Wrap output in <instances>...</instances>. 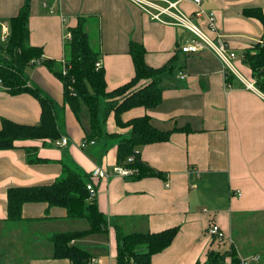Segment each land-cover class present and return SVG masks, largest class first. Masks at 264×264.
<instances>
[{"label": "crops", "instance_id": "crops-1", "mask_svg": "<svg viewBox=\"0 0 264 264\" xmlns=\"http://www.w3.org/2000/svg\"><path fill=\"white\" fill-rule=\"evenodd\" d=\"M23 3L0 0V24L8 25ZM177 7L192 13V23L214 38L208 21L213 13L215 30L236 53L233 66L247 81H253L240 54L259 40L262 27L242 10L259 8L264 13V0H202L199 5L181 0ZM80 16L86 18L92 47L100 52L97 61L104 69L107 91L134 76L130 41L144 46V61L150 67L159 68L176 56L174 74L161 78V103L152 109L133 107L121 114L123 122L147 115L158 129L172 131L167 141L140 147L141 159L164 178L132 180L113 173L117 149L113 136L106 146L82 149V127L87 123L83 119L80 123L62 101L61 80L43 64L27 67L28 84L54 101L59 132L68 143L59 147L49 140L45 144L25 140L17 142L16 148L0 150V264H69L65 258L53 257L49 238L55 232L87 229L85 218L67 217L64 208L38 202L22 206L21 220L6 219L7 188L51 183L61 175L60 160L87 174L97 166L110 173L107 178L90 179L107 231L73 241L92 255L94 264H111L116 259L114 224L125 232L178 227L172 242L152 254L150 264L203 262L208 249L231 250L238 258L259 255L249 264H264V92L247 87L238 74L231 73L226 79L220 60L209 49L179 51L195 35L186 27L151 19L130 0H30L29 44L41 48L42 59L61 62L65 30L75 26ZM40 110L31 94H10L0 87V119L36 124ZM129 129L118 126L112 112L104 123L109 134L126 136ZM34 156L40 160L32 161ZM79 220L87 222L83 228H76ZM212 225L219 227L223 241L210 235ZM231 261L227 255L224 264Z\"/></svg>", "mask_w": 264, "mask_h": 264}, {"label": "trees", "instance_id": "trees-1", "mask_svg": "<svg viewBox=\"0 0 264 264\" xmlns=\"http://www.w3.org/2000/svg\"><path fill=\"white\" fill-rule=\"evenodd\" d=\"M242 14L259 21L262 35L241 52V60L251 72L254 86L264 92V13L259 8H244ZM30 0H24L17 15L9 18V34L6 41H0V79L2 86L10 94L29 93L40 105V118L36 124H23L2 117L0 119V150L18 147L17 142L25 140H46L54 145L61 137L55 115V103L40 88L28 84L25 69L37 63L43 64L63 83V100L82 122V112L87 117V127H83L85 137L80 147L104 145L110 136L117 141L116 165L131 168L134 173L126 178L137 180L144 177L164 178L163 173L154 169L141 159L140 147L154 142L167 141L171 130L163 131L144 115L123 122L121 114L133 107L143 106L146 109L156 108L162 101L161 78L172 75L178 67L176 56L159 68L148 66L144 61L145 48L141 43L130 41L128 53L131 56L134 76L119 87L106 90L105 74L102 67L96 68L95 62L100 57L98 49L92 47L90 37L85 29L86 18L78 17L73 27L66 28L70 39H64V56L62 61L42 59V50L29 44ZM179 51L180 47H179ZM63 66L65 74H63ZM226 79L231 71H225ZM142 80L147 83L138 84ZM112 112L118 126H129V135L109 134L104 130L107 116ZM177 130V129H174ZM90 141L93 143H90ZM22 147V146H20ZM132 159L129 160L128 158ZM40 159L34 156V160ZM61 175L48 184L29 186H10L6 191V219H22V206L25 203H46L62 207L67 217L85 218L89 227L84 230H73L53 233L49 240L55 258H65L69 264H86L92 256L73 243L74 240L92 233L107 231V220L99 212L94 200L88 199L86 185L90 173L80 171L67 161L60 160ZM178 227L167 228L158 232L133 231L125 232L121 225L114 224L117 264H150L152 254L168 246ZM217 240V238L214 236ZM144 246L145 251L138 248ZM230 255L231 264H242L240 258L231 250L208 249L205 261L195 264H224L225 257Z\"/></svg>", "mask_w": 264, "mask_h": 264}, {"label": "built area", "instance_id": "built-area-1", "mask_svg": "<svg viewBox=\"0 0 264 264\" xmlns=\"http://www.w3.org/2000/svg\"><path fill=\"white\" fill-rule=\"evenodd\" d=\"M133 3H135L142 12L144 11L147 13L151 19L163 22V23H170L181 27H186L187 30H189L192 34L195 35V39H192L191 42L186 43L184 45L180 46V50L182 52H195L198 50L203 49H209L213 53H215L216 57L220 60L222 64L223 71H231V73L238 74L241 78V80H244L247 87L253 89L254 91H259L255 86L253 81H247L233 66L232 60L236 58V53L233 52V50L230 49L227 42L222 38L220 32H217L215 30V26L213 25V18L212 14H210L208 21H209V28L215 32V36L209 37L207 36L200 28H198L196 25H194L189 17V15L184 14L178 7L177 3L181 0L176 1H170V0H130ZM193 2L195 5H199L202 0H189ZM199 13L196 12V15ZM0 41L4 42L7 39L8 32H9V26L2 23L0 24ZM64 39H70V33L67 32L64 35ZM95 67L100 68L101 64L99 61L95 62ZM63 74H65V67L63 66ZM180 77L183 78L184 75L180 73ZM0 87H2V81L0 79ZM68 143V138L66 136H61L58 139L54 141V145L56 146H65ZM90 143H93V141ZM129 160L132 158L129 157ZM113 173H117L120 175H123L125 177H128L134 173L135 170L123 166L116 165L114 168H112ZM110 175L105 169H102L100 167H95L90 172V179L92 178H107ZM87 193H88V199L94 200L96 196V189L94 186V183L89 180L86 185ZM208 232L210 235H213L217 238L219 241L224 240V235L221 233V230L217 225H212ZM260 258L259 255H248L240 258V262L242 264H249L251 262H254ZM86 264H94V258H91Z\"/></svg>", "mask_w": 264, "mask_h": 264}, {"label": "rangeland", "instance_id": "rangeland-1", "mask_svg": "<svg viewBox=\"0 0 264 264\" xmlns=\"http://www.w3.org/2000/svg\"><path fill=\"white\" fill-rule=\"evenodd\" d=\"M181 11H182V10H181ZM182 12H183L184 14L187 15V13H185L184 11H182ZM188 15H189L190 19L193 20V18H192V13H191V14H188ZM89 33H90L91 38H94V32H93V30L90 29ZM234 60H235V59H233L232 62H234ZM240 74H241V73H240ZM241 75H242V74H241ZM81 114H82L81 117H82L83 121H84L85 123H87V117H84L85 112H82ZM83 223H87V222H86L85 220H79L78 222H76V226H77L76 228H81V227L83 228V226H82ZM80 239H81V238H80ZM78 246H81V245H78ZM85 250H86V249H85ZM138 250H139V251H145V247H144V246H141V247L138 248ZM86 251H87V250H86ZM87 252H88V251H87ZM93 254H94V253H93ZM91 256H92V255H91ZM106 261H108V258H105V259H104V263H106ZM107 264H109V263L107 262ZM111 264H117V261L115 260V258L112 259Z\"/></svg>", "mask_w": 264, "mask_h": 264}]
</instances>
